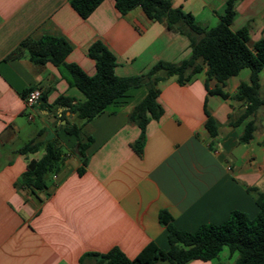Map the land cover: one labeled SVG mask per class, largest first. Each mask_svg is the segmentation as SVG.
<instances>
[{"label":"crops","instance_id":"1","mask_svg":"<svg viewBox=\"0 0 264 264\" xmlns=\"http://www.w3.org/2000/svg\"><path fill=\"white\" fill-rule=\"evenodd\" d=\"M71 1L0 0V264H97L93 254L114 248L134 259L151 242L168 250L163 211L177 229L189 232L220 224L233 210L254 217L258 206L251 190L264 193V106L255 116L253 139L240 143L244 125L230 121L243 106L207 91V68L184 86L176 77L158 85L164 113L146 126L140 155L133 145L141 129L129 116L145 98L146 87L130 90L83 125L68 106L56 104L61 96L74 103L85 100L69 85L64 67L36 64L28 55L6 59L27 38L60 37L72 47L66 63L94 76L89 48L100 41L114 54L115 73L123 78L146 73L160 61L178 64L191 54L188 37L151 20L140 7L122 15L114 0H105L83 19ZM227 2L171 0L204 29L220 23ZM234 10L231 28L246 29L253 48L264 39V0H237ZM249 78L250 70H242L227 81L224 92L234 95ZM260 84L262 95L264 69ZM216 86L209 80V90ZM31 88L44 97L33 120L24 100ZM206 111L219 124L216 137L206 128ZM37 121L40 126L32 127ZM67 123L83 125L84 135L92 137L85 168L76 137L62 128ZM34 138L44 145L38 153H17ZM50 142L64 153L60 172L47 189L21 185L28 164L40 159ZM236 258L224 249L215 260L188 264H234Z\"/></svg>","mask_w":264,"mask_h":264},{"label":"trees","instance_id":"2","mask_svg":"<svg viewBox=\"0 0 264 264\" xmlns=\"http://www.w3.org/2000/svg\"><path fill=\"white\" fill-rule=\"evenodd\" d=\"M105 0H72L71 5L77 13L87 19ZM117 10L125 15L140 7L153 21L172 27L190 40L191 54L178 64L160 61L146 73L118 77L115 73L116 58L100 41L89 48V56L96 63V74L87 75L79 66L67 64L66 58L72 47L63 38L43 36L39 40L27 38L8 55L7 60L20 59L28 55L36 64L50 62L64 67L70 74L69 85L80 90L85 100L76 102L61 96L56 104L68 106L83 125L100 116L110 105L125 98L129 91L146 87L145 98L131 111L129 120L141 129L138 141L133 145L138 154L143 153L146 142V126L151 120H158L164 111L158 98V85L171 77H176L179 85L191 82L193 77L207 68L206 89L212 95L224 99L232 98L240 102L243 110L238 113L231 125H244L240 143H248L257 129L255 116L264 106V97L260 91V74L264 69V39L248 45L249 34L246 29L234 32L231 28L235 16L234 4L237 0H228L220 23L213 28L200 27L192 14L173 7L171 0H114ZM250 70L249 82H242L234 95L224 92L227 81L242 70ZM216 80L217 86L209 90V80ZM29 91V90H28ZM25 93L24 98L26 97ZM41 100L44 97L41 96ZM40 103V102H39ZM206 128L212 137H216L219 124L206 111ZM83 125L67 123L63 130L76 137L78 151L85 168L86 150L92 142L91 136L84 135ZM36 138L28 141L17 153L22 156L38 153L43 147ZM64 163V153L54 143H47L43 155L37 161L28 164L20 184L32 190H44L49 187L52 177L57 175ZM84 169H80V173ZM256 194L258 213L250 217L243 211L233 210L228 219L220 224H203L196 231H182L173 224L168 212H161L160 222L168 231L169 249H162L151 242L134 259L128 258L120 249L114 248L106 254L92 256L97 264H188L191 261H212L217 259L224 249L230 255H237L234 264H264V193L252 189Z\"/></svg>","mask_w":264,"mask_h":264},{"label":"built area","instance_id":"3","mask_svg":"<svg viewBox=\"0 0 264 264\" xmlns=\"http://www.w3.org/2000/svg\"><path fill=\"white\" fill-rule=\"evenodd\" d=\"M41 99V91L38 88H31L24 98L26 107L30 110L29 120L34 119V112Z\"/></svg>","mask_w":264,"mask_h":264},{"label":"rangeland","instance_id":"4","mask_svg":"<svg viewBox=\"0 0 264 264\" xmlns=\"http://www.w3.org/2000/svg\"><path fill=\"white\" fill-rule=\"evenodd\" d=\"M66 73L68 74L69 77H71L68 71H66ZM262 96H264V94H262ZM259 119H260V118H259ZM78 121H79V120H78ZM31 126L34 127V128L39 127V126H40V122L37 121L35 124H31ZM17 146H20V145H17ZM37 155H39V154H37ZM32 156H34V155H31V157H32ZM160 264H168V263H167V262H162V263H160Z\"/></svg>","mask_w":264,"mask_h":264}]
</instances>
